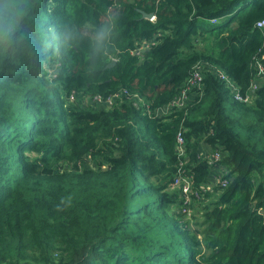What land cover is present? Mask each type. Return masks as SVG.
Segmentation results:
<instances>
[{"label": "trees", "instance_id": "obj_1", "mask_svg": "<svg viewBox=\"0 0 264 264\" xmlns=\"http://www.w3.org/2000/svg\"><path fill=\"white\" fill-rule=\"evenodd\" d=\"M25 9L0 43V264H264V84L245 104L207 70L203 99L154 114L198 62L248 93L264 58V0H26ZM121 90L146 104L93 101ZM182 123L195 190L217 167L229 172L226 188L192 206L193 221L173 188ZM203 145L223 160L200 161Z\"/></svg>", "mask_w": 264, "mask_h": 264}, {"label": "built area", "instance_id": "obj_2", "mask_svg": "<svg viewBox=\"0 0 264 264\" xmlns=\"http://www.w3.org/2000/svg\"><path fill=\"white\" fill-rule=\"evenodd\" d=\"M214 23H217L215 19L212 20ZM256 28L260 31L264 32V19L259 21L256 24ZM148 47L146 42L143 43V46L139 49V51L135 52L136 54L141 52L143 49ZM255 74L254 78L251 82L248 93L243 94L240 91V88L233 82V80L228 77L222 70L217 69L214 65L206 64L203 62L196 63L191 72V77L187 80V82L182 86L179 93L175 97V99L168 105L157 108L154 112L157 117H164L171 115L175 110H181L184 112L188 111V108L196 102L198 99L201 100L205 96V80H206V71L211 70L213 73L219 76L221 81H223L229 88H231L232 93L235 94V99L239 102L248 104L254 100L253 92L259 89L258 81L260 79H264V58L256 57L254 62ZM124 97H134L137 99V103L135 105L139 108V104H146L141 96L134 95L132 96L128 91L121 90L118 94L111 96L109 98L105 97H95L93 101L96 104L102 105L106 104L108 106L114 105L117 100ZM72 102H76L75 95L72 94L70 96ZM146 108L149 109V106L146 105ZM176 136V154H177V175L173 184V188L175 190L179 189L183 198V210L181 211L185 215V219L188 221L192 220V206L199 205V203L204 202L207 198V195L214 194L219 185L222 189L226 188L229 182L227 175L229 172L220 169L217 167V171L214 173L213 179L211 182L205 183L200 188H194L195 179L193 178L191 171L188 170L190 168L191 159L189 157V153L186 145V129L184 124L180 126L177 131ZM206 149V152L202 149ZM201 151L199 152L200 161L208 160L213 164L219 163L223 160L224 153L220 149H209L205 148V145L201 146ZM226 177V178H225ZM195 210V209H194Z\"/></svg>", "mask_w": 264, "mask_h": 264}, {"label": "clouds", "instance_id": "obj_3", "mask_svg": "<svg viewBox=\"0 0 264 264\" xmlns=\"http://www.w3.org/2000/svg\"><path fill=\"white\" fill-rule=\"evenodd\" d=\"M26 0H8L0 6V43L11 42L26 15ZM154 20V19H153Z\"/></svg>", "mask_w": 264, "mask_h": 264}, {"label": "water", "instance_id": "obj_4", "mask_svg": "<svg viewBox=\"0 0 264 264\" xmlns=\"http://www.w3.org/2000/svg\"><path fill=\"white\" fill-rule=\"evenodd\" d=\"M141 13H142L144 19L153 21V19L155 18V15H153V14H147L144 12H141ZM115 65H116V61H113L110 65H108V68H112Z\"/></svg>", "mask_w": 264, "mask_h": 264}, {"label": "crops", "instance_id": "obj_5", "mask_svg": "<svg viewBox=\"0 0 264 264\" xmlns=\"http://www.w3.org/2000/svg\"><path fill=\"white\" fill-rule=\"evenodd\" d=\"M258 84H259V85L264 84V79H260V80L258 81ZM202 149H204V148H202Z\"/></svg>", "mask_w": 264, "mask_h": 264}, {"label": "rangeland", "instance_id": "obj_6", "mask_svg": "<svg viewBox=\"0 0 264 264\" xmlns=\"http://www.w3.org/2000/svg\"><path fill=\"white\" fill-rule=\"evenodd\" d=\"M203 150L206 152V149H203ZM194 214H195V210L192 211V217ZM192 221H193V219H192Z\"/></svg>", "mask_w": 264, "mask_h": 264}]
</instances>
